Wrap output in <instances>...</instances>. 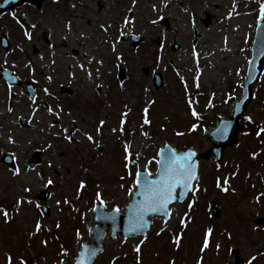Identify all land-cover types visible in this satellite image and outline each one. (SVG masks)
Returning <instances> with one entry per match:
<instances>
[{
	"label": "rangeland",
	"instance_id": "374dc122",
	"mask_svg": "<svg viewBox=\"0 0 264 264\" xmlns=\"http://www.w3.org/2000/svg\"><path fill=\"white\" fill-rule=\"evenodd\" d=\"M163 2L164 0H136L133 8V0H59V3L45 0L39 9L29 6L22 8L21 13L29 21L26 28L18 26L14 30L13 26L16 25L8 17L0 22V34L10 31L13 44L9 54L0 47V70L12 71L23 82H30L36 87V103L32 104L25 85L12 87L10 95L8 85L0 79V205L11 213L14 199L25 184L32 187L29 198L33 199V205H25L10 224L5 225L0 214V256L4 264H7L8 253L13 256L14 264H17L21 256L29 264H59L61 260L65 264H71L80 245L89 240V228L93 222V212L89 209L94 206L96 182L101 184L105 197L109 200V209L114 204H118L121 209L125 208L129 198L118 187L121 183L119 177L125 175L121 139H127L132 144L134 153L138 151L141 160L151 159L167 143L174 144L179 149L186 144L195 145L205 152L211 148L204 134L207 129L204 125L214 122L218 116L231 113L229 96L236 99L241 97L240 85L244 84L252 57L259 8L264 0H168V8H163ZM72 4H76L75 9ZM153 5L165 17L166 23L161 21L155 26L150 23L157 16V12L152 10ZM185 8L194 12L195 28L189 25ZM230 12L233 20L239 22L238 30L232 25V19H226ZM205 13H210L212 17ZM124 16L134 17L135 25H130L125 30L127 35L121 37L118 29L123 27L121 18ZM68 20L72 21L73 34L68 35L65 41L63 36L67 33L64 26ZM34 23L38 24L35 30L31 28ZM101 23L112 25L107 38L110 41H119L118 53H112L106 44H101L100 38L104 35L99 29ZM25 31L33 33L32 41L24 36ZM81 33L91 39H78ZM161 34L167 36L163 41V53L156 51L160 46L158 41ZM225 37L228 38L227 44L224 43ZM47 38L50 40L49 44L46 42ZM135 38L141 40L137 45L134 44ZM193 48L200 53L199 70L203 74L199 88L194 84V77L199 72L192 54ZM85 53L104 60L101 79L96 80V83L103 82L102 92L94 89V85L79 68L73 69L77 62L84 63L95 75L96 65L87 64ZM117 54L122 55L124 60L117 61ZM158 55L163 56L159 64L156 62ZM41 56L44 57L42 61ZM53 58L56 60L55 65L51 64ZM28 61H31L35 74L25 68ZM73 70L76 73L74 80L70 79ZM119 72L124 75V89L119 87ZM154 74H161L163 77L161 90L155 89ZM49 75L53 77L51 84L46 80ZM181 77L187 81V94ZM46 87L52 92V96L44 94L43 89ZM145 88L150 89V92L145 93ZM253 88V100L246 115L254 116L257 123L264 125V63L261 79ZM66 89L71 93H66ZM149 97L156 104L150 111L152 124L144 129L149 135V139H145L140 135L139 125L142 121L141 109ZM189 97L201 116L199 120L190 115L186 103ZM58 104L63 105L66 112L72 111L79 126L88 129L94 138L100 140L102 154L79 134L77 138L82 143L68 145L63 140H55L39 131L40 128H46L49 122H55L48 115L46 106L55 109ZM125 104L132 109L125 125L126 136L119 137V133L114 136L110 130L117 126ZM8 107L13 108L12 113L7 111ZM34 108L39 109L35 118L31 116ZM17 117H23V122L18 121ZM100 119H106L107 123L102 129V136L98 137L95 129ZM192 119L199 125L195 132L189 130ZM29 120L33 121L32 124L27 123ZM60 123L71 128L66 116L62 117ZM60 123L57 128L51 129L52 133L59 130ZM161 128L167 131H161ZM127 130L135 132V135ZM177 131H183L185 135L177 137L174 135ZM9 133L16 140V145L8 143ZM30 138L33 141L31 145L27 143ZM252 138L246 141L241 136L237 146L225 152L220 164H216L214 160L203 163L197 182L200 191L190 198H195L196 204L190 212L187 204L182 210H174L172 221L161 236H157L156 232L163 226V222H155L154 231L148 235V241L142 247V264H169L171 260L175 264H197L201 257L203 264H234L232 249L239 252L243 264H246L250 255L264 252V227L256 222L264 216V198H261L259 205L253 203L254 197L262 190V185L256 187L259 183H263L264 191V181L261 180L264 179V159L259 164L251 160L240 162L248 158L245 157L246 151L239 154L244 149H248L250 154L259 153V147L264 153V144L260 146L256 143L261 138L257 139L255 133ZM45 140L55 145L54 155L37 151L41 145L46 147ZM13 152L16 153L15 158L12 156ZM36 153L40 154L39 165L36 164L38 158L34 157ZM6 154L11 155L15 164L19 163L22 169L30 165L38 172L43 171L53 177L55 185L45 188L35 179V173L20 178L13 177L10 168L1 162ZM233 157L238 163H232ZM50 160H57L69 167H61L53 172L46 167ZM81 165L88 168L89 173H84ZM216 165H221L220 171H217ZM150 167L155 172L156 165L152 164ZM82 178L86 180L88 187L81 200H76L77 183ZM217 178L222 183L228 180V194L216 188ZM246 180L249 185H246ZM124 183L127 187L132 179L126 178ZM253 184L256 190L252 187ZM45 190H48L50 198L48 201H40L38 195ZM64 197L70 199L80 212L70 214L69 206L63 203L60 205L63 208L61 212L56 200ZM215 201L222 206L219 220L211 218L209 213L210 204ZM36 203L42 207L48 206L50 212L47 217H43L40 209H36ZM186 212L191 223L184 229L180 225L179 217ZM37 219L45 225V230L30 240L27 234L31 233ZM57 222L62 225L58 230L55 228ZM48 227L52 228V233L46 230ZM256 227L260 230L253 232ZM208 228L213 229L209 237V248L202 251L205 231ZM77 230L82 239L76 236ZM178 232H183L179 250L170 242L172 235ZM229 233L232 239L227 238ZM57 235L60 236L59 240L54 239ZM44 239L49 241L47 247L40 243ZM136 243L138 239L113 242L98 264H111L116 257H119L116 264H136V254L133 252ZM61 244L68 250V257L59 254ZM216 244L221 245L218 252ZM254 264H264V256L259 257Z\"/></svg>",
	"mask_w": 264,
	"mask_h": 264
},
{
	"label": "snow or ice",
	"instance_id": "6c2138e0",
	"mask_svg": "<svg viewBox=\"0 0 264 264\" xmlns=\"http://www.w3.org/2000/svg\"><path fill=\"white\" fill-rule=\"evenodd\" d=\"M54 3H59V0H53ZM136 0H133L132 7H135ZM235 4L233 5V10H235ZM72 8H76V4H72ZM163 8H168V0H164L163 2ZM152 10L154 12H157V16L154 19L150 20V23L152 25H159L161 21H165V17L161 14H159L157 10V6L153 5ZM162 11V9H160ZM185 13L189 17V25L193 28L196 26V16L194 12L191 10L185 8ZM238 14V13H237ZM259 16L262 20H264V3L261 4L259 8ZM226 19H232V12L228 14ZM123 27L118 29L119 36L127 35L126 29L129 28L130 25H135V19L129 18L128 16H124L121 18ZM42 23V21L40 22ZM38 27V24H32L31 28L35 30ZM112 28L111 24H105L101 23L99 25L100 31L104 34L100 38L101 44H106L108 48L111 50L112 53L116 54L118 53L117 50V43H119L118 40L112 39L111 41L107 38V34L109 33V30ZM65 32L67 35L63 36V40L67 41L68 35L73 34L72 33V21L68 20L67 23L64 26ZM238 30V29H237ZM24 36L27 38L28 41L33 40V33L29 31L24 32ZM78 39L81 40H90V36H86L84 33H81L78 37ZM167 39L166 34H161L159 43V48L156 49L157 52L163 53L164 51V43L163 41ZM224 43H228V38H224ZM23 51V49H20ZM192 54L195 60V64L197 66V71L199 72L198 75H195L194 77V84L196 88L200 87V77L203 74L202 71L199 70V62H200V53L193 48ZM260 54L264 55V44L261 45ZM52 56H55V53H52ZM117 61H123L124 57L122 55L117 54L116 55ZM41 61L44 59L43 56L40 57ZM163 59L162 55H158L156 57V62L159 64ZM85 60L89 66L92 64L96 65L95 68V75L91 68H86L84 63L77 62L73 65V69L79 68L82 72L85 73L88 81L94 85L95 90H100L101 92L104 89L103 82L96 83V80L101 79V69L104 66V60L103 58H97V56L89 55L88 53H85ZM251 63V61H249ZM51 64L55 65L56 60L53 58L51 60ZM25 68L29 69L33 74H35V69L32 66L31 61H28L25 63ZM119 67L120 65H115ZM7 75V73H5ZM239 75V73H237ZM76 73L73 70L70 74V79H75ZM251 80V76L248 78ZM46 80L49 84L53 82V77L51 75L46 77ZM182 85L185 90V93L187 94L188 84L187 81L184 80L183 77H181ZM119 87L121 89H124V83H120ZM241 88L244 87V85H240ZM145 93L150 92V89L145 88ZM8 92L11 95L12 94V85H8ZM43 92L47 96H52V92H50L49 88H44ZM213 98L215 94H212ZM247 97H245L246 99ZM229 99H231V96H229ZM30 100L32 104L36 103L35 97H30ZM186 103L188 105L190 115L194 117L196 120L201 119L200 114L196 111L195 107L193 106L194 102L189 97L186 100ZM156 104V101L154 99H151L150 97L145 100L144 106L141 109V116L142 121L139 125V131L140 135L144 137L145 139H149L148 132L145 131V126H151L152 120L150 118V111L151 107ZM239 105H236L235 111H239ZM47 113L49 116L54 118L55 122H49L46 128H40L39 131L42 133H46L47 135H50L55 140H63L68 145H76L82 143L80 139L77 138V134H79L80 137H83L84 140H86L90 145H92L94 148L98 149L99 152L103 153V146L99 139L94 138L93 134L86 128H82L79 126V121L73 118V112L72 111H65V108L63 105L58 104L56 108L54 109L51 106H46ZM7 111L9 113L13 112L12 107H8ZM38 108H34L31 112V116L35 118L36 112H38ZM132 113V109L128 107L127 104L124 105V109L120 113V119L118 121L117 126H114L111 128V133L115 136L117 133H119V137H125L126 136V128L125 125L127 124L128 120L127 118ZM66 116L68 118V124L71 126H65L63 123H60L62 120V117ZM167 119V117H165ZM244 119L251 125L256 124L257 127L254 129L255 135L257 139H259L262 135H264V125H259L257 121L255 120L254 116L252 115H246ZM17 120L21 123L23 122V117H17ZM15 122V121H14ZM32 120H29L27 123L32 124ZM60 123V128L56 133H52L51 129L57 128V124ZM107 123L106 119H100L98 121L97 127L95 129V132L98 137L102 136V129L104 128L105 124ZM199 125L196 123H192L190 126V131L195 132L197 131ZM230 128L229 123H224L221 125L214 133L213 136L216 137V139H224L226 138L228 134V130ZM161 131H167L165 128H161ZM130 132L131 135H135V132L131 130H127ZM177 137H183L185 133L183 131H177L174 133ZM245 136L249 135V133L246 131L244 133ZM118 137V139H119ZM8 143L12 145H16V140L13 139L12 134H8ZM23 139V137H21ZM27 143L31 145L33 143L32 139L30 138ZM261 144H264V140H260ZM44 144H46V147L41 145L40 148L37 149V151H46L50 152L51 154H55V145L53 143L48 142L47 140L44 141ZM121 149H122V166L125 172V175H121L119 177V180L121 183L118 185L120 189H123L125 191V195L129 198L126 201V206L123 209V212L127 216V226L124 229L125 234V240L124 242H127V238L129 236H132L134 238L140 237L138 240V243L135 244L133 247V252L136 254V264H142L141 260V253H142V247L145 245V243L148 241V230L151 228V222L149 220V217L153 218H160L163 222V226L156 232L157 236H161L165 231H167L169 226V221L172 219V205H178L183 204L185 202L186 197L191 194L193 197H195V194L200 191V188L198 186V183L194 184V182H198L200 177L198 173L199 164L198 161L195 159L197 156V152L195 149H186V150H178L175 147L165 144L163 147L159 148L156 155L153 156L151 159L141 160L140 153L137 151L134 153L133 146L130 142H128L127 139H121L120 140ZM19 147V146H17ZM259 155L258 152H253L251 154V158L255 160L257 156ZM12 156L15 158L16 153L13 152ZM18 159V158H17ZM156 165V170L153 172L151 170V165ZM46 167L48 169H51L53 172L57 171L61 167H69V165H62L57 160H50ZM84 173H89V169L83 167L81 165ZM13 177L20 178L24 175L35 173V179L38 180L45 188H49L50 186H54L56 181L53 177L48 176L43 171L38 172L35 167L26 165L23 169L20 167L19 163L14 164V166L9 169ZM239 172V165L236 166V174ZM126 178H131L132 183L126 187L124 181ZM88 187V183L85 179H80L77 183L75 198L76 200H81V197L86 194V189ZM253 188H255V184L252 185ZM216 188L219 189L220 192L224 194L229 193L230 185L228 183V180H224L223 183L219 178H217L216 181ZM95 201L94 206L89 209V211H92L96 213V219L104 220V221H111L113 224L112 233L113 238H115V233L117 231L115 224L117 221V218L120 216L122 209L118 204H114L113 207H111L110 210H107L109 208V200L105 197V194L103 192L102 186L99 182H96L95 184ZM204 191H207L205 189ZM32 193V187L28 184H25L22 189L21 193L16 196L14 199L12 209L13 211L10 213L7 208L0 205V214H2L3 223L5 225L10 224L16 216H18L21 213V210L25 205H33V199L29 198L30 194ZM232 194H235V189L232 190ZM264 197V191H261L258 195L254 197L253 203L259 205L261 202V198ZM196 199L193 198L189 200L187 203V209L188 212H190L193 208V206L196 204ZM61 203L64 205H68L70 209V214L72 212L79 213L80 209L76 207L70 199L67 197H64L61 199L56 200L57 207L61 212H63V208H60ZM36 209H41L42 205L39 203L35 204ZM188 212H186L182 217H179V222L182 228L187 229L188 224L191 223V220L189 219ZM43 215V213H42ZM62 227L61 223L57 222L55 224V228L58 230ZM45 230V225L42 223L40 219H37L34 223V227L30 234L28 235V238L31 240L34 237L38 236L42 231ZM49 233H52V228L48 227L46 229ZM260 229L258 227L253 228V232L259 231ZM92 229H89V232H92ZM213 229L208 228L205 231V236L202 244V251L209 248V237L211 236ZM76 236L78 238L80 237L79 230L76 231ZM97 239H102L103 237L99 235V233L96 236ZM228 239H232L231 234L229 233L227 236ZM55 240H59L60 236H55ZM183 240V232H178L172 235L170 242L171 244L179 250L181 247V241ZM40 243L47 247L49 241L47 239L41 240ZM30 247V245H29ZM216 250L217 252L220 250L221 245L216 244ZM61 252L59 253L61 256L68 257L69 252L67 249L64 248V245H60ZM103 252V248H95L91 247L88 244H81L80 250L78 251L77 255L75 256L73 260V264H93L94 259L97 257L98 253ZM264 256V252H260L256 255H250V258L247 259L246 264H254L255 261L258 260L259 257ZM119 257L114 258L111 261V264H116V259ZM6 262L7 264H14L13 256L8 253L6 254ZM0 264H4V260H0ZM17 264H29V262L24 259L22 256L18 259ZM59 264H65L63 260L59 262ZM169 264H175L174 260L169 261ZM197 264H203V257H201Z\"/></svg>",
	"mask_w": 264,
	"mask_h": 264
},
{
	"label": "water",
	"instance_id": "95a60500",
	"mask_svg": "<svg viewBox=\"0 0 264 264\" xmlns=\"http://www.w3.org/2000/svg\"><path fill=\"white\" fill-rule=\"evenodd\" d=\"M26 2L31 3V4H36L38 6L41 4V0H21V3H26ZM21 23L23 25H25L26 20L21 19ZM1 41L4 44L5 48L7 50H9L10 45H9L7 38H4ZM262 44H264V20H262L260 18L258 30H257V35H256L254 47H253V56H252L251 63L249 64V69H248L247 77H246L245 84H244L243 97L239 102L233 101L234 110H233L232 115L230 117L219 119L217 121V123L215 124V126L210 128L207 131L206 134H207L209 140L214 143V146L207 153H204V154L196 151L197 156L195 159L198 161V164H199L198 173L200 171L201 162L203 160H210L212 158V156H215L217 158L218 162L221 161L222 155H223L224 151L226 150V148L229 146L235 145L237 142V139L239 137V121H240L241 117L245 114V112L247 111L248 104L250 103V101L252 99V86L259 81L260 75L262 73V63L264 60V55L260 54ZM4 76L6 78H8L11 83H14V84L16 83L13 80H11L7 75L4 74ZM249 76H251V80L248 79ZM119 78H120L121 82L124 80V77L122 74L119 75ZM155 81H156L157 88L160 89L163 85V81H162L161 76L160 75L155 76ZM27 86H28L29 96L35 97L34 86L29 84V83L27 84ZM245 97H247V98L245 99ZM236 105L240 106L239 111H235ZM224 123L230 124L228 134H227L226 138H224V139H216V137L213 136V133ZM186 149H194V148L188 146L183 150H186ZM36 156H39V154H37ZM3 161L6 162L7 164L12 165V160L8 156H6ZM38 163H40V160H38ZM194 184H196V182H194ZM190 195L191 194H189V196L186 197L185 202L188 200ZM39 198L41 200H47L49 198L48 192L46 191L44 193H41ZM185 202L183 204L172 205L171 207L173 209V207H175V206H183L185 204ZM42 212L44 215H47L49 210L47 207H44V208H42ZM211 212L215 217L219 218L221 215V207L217 203H215L211 207ZM96 215L97 214L95 213V223L91 227V229L93 231L90 232V237H91L92 241L88 242L86 244L90 245L91 247H95V248H103V252L98 253L97 257L93 261V264H97V261L105 254L107 247H108V244L110 242H114L118 236L125 240L124 229L127 226V216L124 212H121V214L117 218V221L115 224L117 231L115 233V238H113V233H112L113 224H112V222L96 219ZM154 219H160V218L149 217V220L151 222V228L148 230V234L153 230ZM263 222H264V220H263ZM98 233H99V235H101L103 237L102 239L96 238ZM129 238H134V237L129 236L127 239H129ZM136 238H140V237H136ZM0 260H1V258H0ZM241 263H242V261L237 258L236 264H241Z\"/></svg>",
	"mask_w": 264,
	"mask_h": 264
},
{
	"label": "bare ground",
	"instance_id": "6f19581e",
	"mask_svg": "<svg viewBox=\"0 0 264 264\" xmlns=\"http://www.w3.org/2000/svg\"><path fill=\"white\" fill-rule=\"evenodd\" d=\"M205 15H207L208 17H212L210 13H205ZM233 24L235 25V28H237V29H238L239 26H240V25H239V22H238L236 19L233 20V18H232V25H233ZM74 53H75L76 55H79L78 52H76V51H74ZM68 55H69V54H68ZM208 146H209V143H208Z\"/></svg>",
	"mask_w": 264,
	"mask_h": 264
}]
</instances>
